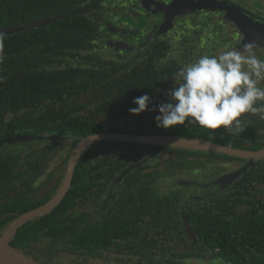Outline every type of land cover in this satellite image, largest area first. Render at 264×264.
Returning <instances> with one entry per match:
<instances>
[{"label": "trees", "instance_id": "1", "mask_svg": "<svg viewBox=\"0 0 264 264\" xmlns=\"http://www.w3.org/2000/svg\"><path fill=\"white\" fill-rule=\"evenodd\" d=\"M124 1L128 8L120 6ZM226 1L240 8L238 0ZM156 3L152 7L164 14ZM80 11L87 12L31 28ZM126 12H134L129 0H0V31L24 29L0 37V76L6 78L0 83V140L45 137L0 149V236L13 221L53 199L75 145L91 135L174 136L264 150L259 115L244 114L243 131L221 135L223 129L211 134L187 122L170 130L158 128L157 112L130 114L133 99L145 93L153 97L150 107L167 102L164 91L156 89L172 88L173 74L204 52L196 51L191 41L198 35L177 19L164 39L143 42L141 37L134 53L117 50L119 57H103L107 45L100 40L112 34L109 25L126 26ZM100 14L116 22L104 24L106 17L96 19ZM199 32L202 36L203 28ZM249 162L214 152L96 143L83 154L61 205L19 229L11 245L49 264L157 252L216 264H264V159L227 188L218 187L212 197L192 198L198 187L208 188L206 181L213 183ZM134 164L141 166L119 186H111ZM47 171L44 184L34 185ZM56 173L60 176L52 192L44 191ZM191 175L196 176L193 183L169 188L170 181ZM183 224L199 237L197 247L187 241Z\"/></svg>", "mask_w": 264, "mask_h": 264}, {"label": "clouds", "instance_id": "2", "mask_svg": "<svg viewBox=\"0 0 264 264\" xmlns=\"http://www.w3.org/2000/svg\"><path fill=\"white\" fill-rule=\"evenodd\" d=\"M254 43L226 48L218 55H201L173 74V87L164 91L167 102L153 105L145 93L133 99L130 114L157 112L156 127L170 130L176 125L198 124L232 134L243 131L241 117L250 113L264 120V58ZM6 78L0 76V83Z\"/></svg>", "mask_w": 264, "mask_h": 264}, {"label": "water", "instance_id": "3", "mask_svg": "<svg viewBox=\"0 0 264 264\" xmlns=\"http://www.w3.org/2000/svg\"><path fill=\"white\" fill-rule=\"evenodd\" d=\"M162 11L164 12L165 19L161 31H168L173 24V21L176 17L182 15L186 11L196 9L204 6H216L220 10L227 12L231 19L236 23L237 20L244 22L246 25L244 30L247 32L256 31V34L253 37V40H257V43L264 42V25L255 23L253 19L248 18L241 10L233 8L230 4L219 2L216 0H198L196 2H188L186 0H173L171 4L159 5ZM87 11H80L75 14L65 15L62 17L54 18V19H46L40 22L34 23L31 28L42 27L48 25L55 20L59 19H68L70 17H74L76 15H80ZM89 12V11H88ZM110 29L113 31L114 27L111 25ZM24 31L23 28H13L9 30L0 31V37L5 35H11L15 33H19ZM256 38V39H255ZM119 49L131 50L126 44L117 43L114 44ZM45 137L42 136H31V135H22L16 137H10L0 140V149L4 146H14L18 144H27L34 143L38 141L44 140ZM49 139V138H48ZM100 142H121V143H134V144H143V145H151V146H160V147H169V148H177L184 150H192V151H201V152H214L218 154H224L230 157L244 159L250 161L245 166L239 168L236 171L230 172L225 176L220 177L217 180V185L220 186L221 189H225L234 183L240 176L247 172L250 166L257 161L264 159V150L257 152H249L245 150H239L219 144H214L209 141H202L197 139H185L178 138L174 136H139L133 134H118V133H101L91 135L85 138H82L74 147L68 165L64 174V178L62 184L57 191L56 195L53 197L51 201L46 203L45 205L24 214L19 217L15 221H13L9 227L6 229L3 235L0 236V264H48L43 263L38 260L33 259L15 249L11 243L16 236L19 229L28 224L29 222L39 219L47 214L52 213L56 208H58L68 192L70 191L75 175L76 168L83 156V154L94 144ZM141 164H134L124 170L119 177L115 180V185L120 184L125 178L131 175L136 169H138ZM185 231L189 237V239L197 244L198 237L197 234L190 228L188 224H185Z\"/></svg>", "mask_w": 264, "mask_h": 264}, {"label": "flooded vegetation", "instance_id": "4", "mask_svg": "<svg viewBox=\"0 0 264 264\" xmlns=\"http://www.w3.org/2000/svg\"><path fill=\"white\" fill-rule=\"evenodd\" d=\"M137 2H138V8L136 9V10H141V11H143L144 12V14H142L144 17L146 16V15H148L145 11H144V7L145 6H143V5H149V4H151V5H149V6H151V8L153 9V10H155V7L153 8L152 7V4H154V3H156V2H161V3H164L165 5H169V4H171V2L173 1V0H168V1H166V0H152L151 1V3H149L148 2V0H144L145 2L143 3V0H136ZM186 1H188V0H186ZM196 1H198V0H194V2H196ZM217 1H219V2H224V3H227V1L226 0H217ZM126 2V1H125ZM189 2V1H188ZM237 3V2H236ZM229 4V3H228ZM237 4H239L238 5V7H240L239 9H241V11L248 17V18H251V19H253V21L255 22V23H259V24H262V25H264V13L262 12V10H264V8L263 9H261V10H258V6L260 5L259 3H256L255 4V7H250V8H247V7H245V5H244V3H242V2H240L239 1V3H237ZM231 5V4H230ZM211 7V9L210 10H206V8H204L203 9V13L201 12V14H203V16H208L209 18L208 19H205L206 20V22L208 23V21L211 23V24H214L215 22H214V18L215 17H221V19L219 20V24H215V26L216 27H218L219 28V30L220 31H223L224 29H225V27L227 26V25H223V18H226V19H228V20H231V18H230V15L227 13V12H225V11H222V10H220L218 7H216V6H210ZM203 8V7H202ZM252 8V9H251ZM136 10H134V12H130L129 14L126 12V14H125V19H126V17H133V16H136V15H139V12L138 11H136ZM193 11H194V13L195 12H200V11H197V10H194V9H192ZM192 10H189V12L186 14V15H180V16H178V17H176L175 19H174V21H173V26L174 27H172V28H175V26H176V20L178 19L179 21H180V18H183V17H188V18H190L191 19V23H189V27H194L195 26V24H196V22L193 20V17H195V16H193V17H190L188 14H190V12L192 11ZM206 10V11H205ZM216 10L218 11V12H216ZM187 12V11H186ZM156 14H159V16H160V19H161V23H160V25L163 23V21H164V19H165V15L162 13V12H159V13H156ZM96 16V15H95ZM106 17L104 14H100V15H98V16H96L97 18V20H99V21H102V20H100L101 18H99V17ZM107 18V17H106ZM110 22L111 20L113 21V22H116V19H112V18H107V19H103V21H102V23H108V21ZM127 21V20H126ZM179 21H177V23L179 22ZM199 21V23H201V25H203V22L202 21H200V20H198ZM232 21V20H231ZM235 24V23H234ZM108 25V24H107ZM120 24L118 23V26H119ZM235 25H238V24H235ZM245 23L243 22V24H241L240 25V27H242V28H244L245 27ZM198 27H200V25H198ZM129 28V27H128ZM203 28V27H202ZM119 29V28H118ZM116 30V29H113V31H112V34H109V33H106L105 35H104V40H100L101 42H99L100 43V45L103 43V44H106L105 46L106 47H108V48H111L112 49V55H116V57H119V53H118V51H117V49L119 50V51H124V54L123 55H127V54H131V53H134L135 52V48H136V43L138 42V41H140L139 39H137V40H131V39H128V38H132L133 37V35L132 34H130L129 33V35H127V34H123L122 32H124L125 31V29H123V28H121V30L119 29V30ZM245 29V28H244ZM123 30V31H122ZM170 31V30H169ZM168 31V32H169ZM167 32V33H168ZM164 34H166V33H163V31H161V28H159L158 27V29H156L153 33H151V34H145V35H143L142 36V38H143V42H147V41H150V40H152V42L153 41H160V40H162V39H164ZM193 34H195L197 37H195L194 39H192L191 41L194 43V45L196 46V51H200V50H203L204 49V46L202 45V44H200V43H198V39L200 38V37H202V36H200V32L199 31H195ZM204 34V33H203ZM244 34V33H243ZM256 34V31L255 30H253V32H250V37L249 38H247V40H246V44L247 43H254L257 47H256V49H254V51L256 52V54L257 55H259L261 58H264V42L263 43H257V40H253V37H254V35ZM200 36V37H199ZM108 38V40L107 39H105V38ZM192 38H193V36H192ZM133 39V38H132ZM243 39V35H242V37H241V40ZM256 39V38H255ZM125 41H127V42H125ZM129 42V43H128ZM117 43H122V44H126L131 50H126V49H119V48H117L114 44H117ZM130 46H129V45ZM197 44L199 45V48H198V46H197ZM225 46H227V43H226V45ZM59 163V162H58ZM58 163L54 166V167H56V166H58ZM49 170H51V168L49 169ZM48 170V171H49ZM45 172V173H43L40 177H38V178H36L35 180H34V185H36L37 187H40V186H42L43 184H44V182H45V180H47L48 179V175L50 176V174H49V172ZM60 176V174L59 173H56V174H54V176H53V179H51V181L49 182L48 181V183H47V185L46 186H48V188H46L44 191H50V192H52V189H53V187L55 186V179H57L58 177ZM130 176V175H129ZM119 177V176H118ZM117 177V178H118ZM116 178V179H117ZM115 179V180H116ZM115 180H113L112 181V185L111 186H119L120 184H118V185H115ZM218 180V179H217ZM217 180H214V182L213 183H211V182H207V183H205L207 186H208V192H207V194L205 195V196H203V197H199L197 194H198V190L196 189V192L194 193V195L192 196V198H198V200L199 201H202L204 198L206 199V198H210V197H212L217 191H218V187H220L219 185H217ZM172 182H174V184H175V187L177 188V187H180V186H182V185H186V184H189V183H193V181H191V180H189V181H187V180H185V178H183V177H179L178 179H175V180H172V181H170L168 184H170V183H172ZM46 186H44V187H46ZM211 186H213V188L212 189H210V187ZM43 187V188H44ZM174 187V188H175ZM42 188V189H43ZM221 189V188H220ZM221 190H223V189H221ZM42 194H44V192H42ZM196 194V195H195ZM197 200V201H198ZM100 217V216H99ZM138 217H136L135 218V220L137 219ZM96 219V218H95ZM102 218H97L96 219V221H100ZM185 224H183V227H184V235H185V237H186V239H187V241L191 244V246H193V247H197L198 245H199V243H200V239H199V237H198V241H197V244L195 245L194 243H192V241L189 239V237H188V235H187V233H186V231H185ZM159 227V226H158ZM162 228V227H161ZM173 229H174V227H172ZM158 231H156V232H153L151 235H154L155 233H157ZM142 255H136L135 253L133 254V255H117V254H112V253H110V254H107V255H105V256H102V257H94V258H90L91 260H94L95 262H98L99 264H101V262H103L104 264H216V263H212V262H210V261H205V260H202V259H190V260H187V259H181V258H175V257H170V258H168V256L167 255H164V254H162V252H157L156 254H152V255H146V254H144V253H141ZM86 261V260H85ZM43 263H48V262H43ZM49 264V263H48ZM59 264H78L77 262H60Z\"/></svg>", "mask_w": 264, "mask_h": 264}, {"label": "rangeland", "instance_id": "5", "mask_svg": "<svg viewBox=\"0 0 264 264\" xmlns=\"http://www.w3.org/2000/svg\"><path fill=\"white\" fill-rule=\"evenodd\" d=\"M151 1L152 0H148L149 3H151ZM166 1H168V0H166ZM238 1L244 3L245 7H247V8L255 7L256 3L260 4L257 7L258 10H261L264 8V0H238ZM144 2L145 1L143 0V3ZM125 3H126L125 1H124V3H120V6H122V7L125 6L126 8H128V5ZM129 3L134 10H136L138 8V2L136 0H129ZM149 5H151V4H149ZM149 5H146V4L143 5V6H145L144 11L148 14V17L145 18L142 15V14H144L143 11L136 10L139 12V15H136L133 17H126L127 21L124 22V24L126 26L124 27L123 23H119L120 25L114 27V29L117 30L118 28H124L125 31L122 32L123 34L129 35V33H130L133 35V37H132L133 39L132 38H128V39L137 40L147 33L148 34L153 33L156 29H158V27L162 28L164 21L160 25V23H161L160 22L161 21L160 16H159V14H156V13H159L160 10L159 9L153 10L151 8V6H149ZM158 5H160V3H156V6H158ZM204 8H206V10L211 9L210 6H205L203 8L199 7V8H196L194 10H197L200 12L194 13V11L192 10L190 12V14H188L190 17L195 16V17H193V20L196 22V24L193 28L189 27V23H191L190 18L183 17L179 21V25H183L185 28H189L190 32L200 31L203 27V33L204 34L198 40V42L204 46V49H203L204 53H202V55H218L221 51L225 50L226 48H228V49L242 48L243 45L246 44L245 42H246L247 38L250 37V32L248 31L247 34H245L246 30H244L242 27H240V25L243 24L242 21L237 20V22L239 24L235 25L233 21L228 20L226 18H223V21H222L223 25H227V26L225 27V29L223 31H220L219 28L215 26V24H219V20L221 19V17H218V16L215 17L213 19L215 22L214 24H211L209 21L207 23L205 19H208L209 17L208 16L205 17V16H203V14H201V12L203 13ZM216 12H218V11L216 10ZM262 12L264 13V10H262ZM198 20L202 21L203 25H201V23H199ZM198 25H200V27H198ZM126 27H129V28H126ZM177 28H178V25H177ZM168 31H165L163 33H167ZM242 35H243V39L241 40ZM125 42H127V41H125ZM226 43H227V46H225ZM111 48L104 47V50L101 52V55L105 58H110L111 53L113 52ZM183 178H185V180L193 181V179H195L196 176H194V177L192 175L188 176V177L183 176ZM206 182H208V181H206ZM173 187H175L174 182L169 184V188H173ZM212 188H213V186L210 187V189H212ZM197 190H198L197 195L199 197L205 196L208 192V188L204 189V188L198 187ZM76 262L78 264H99L98 262H95L94 260H91V259H88L86 261L84 259H82V260H78ZM101 264H104V263L101 262Z\"/></svg>", "mask_w": 264, "mask_h": 264}]
</instances>
